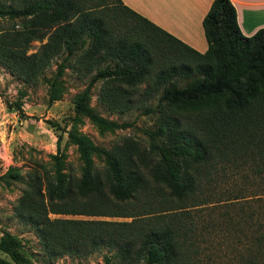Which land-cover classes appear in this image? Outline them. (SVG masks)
<instances>
[{"label": "trees", "instance_id": "16d2710c", "mask_svg": "<svg viewBox=\"0 0 264 264\" xmlns=\"http://www.w3.org/2000/svg\"><path fill=\"white\" fill-rule=\"evenodd\" d=\"M9 1L0 16L16 22L0 31L1 64L37 83L65 54L47 80L50 103L61 97L67 67L88 79L74 97L68 130L81 176L65 172L61 136L52 167L33 168L27 178L10 168L2 176L25 184L15 213L44 253L80 257L108 247L120 264H264V27L246 36L233 3L213 0L203 19L208 49L200 52L122 0ZM34 41L41 45L30 52ZM99 82L97 99L108 110L140 109L155 118L147 145L127 137L107 149L79 131L82 116L101 130L131 125L90 104ZM219 207V220L201 218L202 210ZM217 228L242 234L235 260L211 258L219 254L205 238ZM15 243L8 236L0 249L16 256Z\"/></svg>", "mask_w": 264, "mask_h": 264}, {"label": "rangeland", "instance_id": "374dc122", "mask_svg": "<svg viewBox=\"0 0 264 264\" xmlns=\"http://www.w3.org/2000/svg\"><path fill=\"white\" fill-rule=\"evenodd\" d=\"M9 2V0H0V5L9 4ZM14 21L16 22L15 19L0 16V31L10 27ZM32 44L30 52L36 51L41 42L34 41ZM64 56L65 54L56 57L37 83L24 82L0 63V241L13 236L16 242L10 247L16 256L10 250L0 249V264H120L115 255L116 251L108 247L85 256L64 255L50 259L44 253L33 228L20 220L15 213L25 184L13 178H9V183L2 179L10 168H18L21 175L27 178V172L33 168L43 164L48 168L52 167L53 155L57 153L60 136L65 172L75 178L81 176L82 162L77 146L69 141L68 130L72 128L75 116L74 97L85 88L88 79L75 73L72 66L67 67L60 78L62 87L60 99L49 102L47 80L53 77L58 63L63 60ZM100 84L99 82L92 88L90 104L104 117L131 125L112 131L101 130L88 117L82 116V121L78 124L79 131L89 136L96 145L107 149H111L127 137L137 140L141 145H147L146 131L155 128V118L152 115L141 113L140 109L128 113L108 110L97 99ZM18 102L21 103V109L17 107ZM48 120L57 122L59 128ZM95 164L97 169L103 170L104 161L101 157H95ZM240 179V175L235 177L237 182H240ZM230 210L232 215L238 213L236 207H231ZM222 212V207L213 210L204 209L201 211V218L208 220L207 222H213V220L220 219ZM50 216L63 217L64 215L50 214ZM66 217L132 220V217L87 215H66ZM241 235L236 228H217L209 233L205 238V243L212 247L211 253L214 251L219 254L211 258L217 262L235 260L237 256V252L234 253L235 250L242 248L238 240Z\"/></svg>", "mask_w": 264, "mask_h": 264}, {"label": "crops", "instance_id": "0c3cea01", "mask_svg": "<svg viewBox=\"0 0 264 264\" xmlns=\"http://www.w3.org/2000/svg\"><path fill=\"white\" fill-rule=\"evenodd\" d=\"M135 11L200 52L208 49L203 19L213 0H122ZM246 36L264 27V0H230Z\"/></svg>", "mask_w": 264, "mask_h": 264}]
</instances>
